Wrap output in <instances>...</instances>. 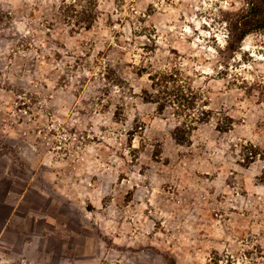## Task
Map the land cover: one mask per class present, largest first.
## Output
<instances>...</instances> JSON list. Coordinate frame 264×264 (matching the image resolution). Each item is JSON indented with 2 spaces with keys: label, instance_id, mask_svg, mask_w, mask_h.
Listing matches in <instances>:
<instances>
[{
  "label": "rangeland",
  "instance_id": "374dc122",
  "mask_svg": "<svg viewBox=\"0 0 264 264\" xmlns=\"http://www.w3.org/2000/svg\"><path fill=\"white\" fill-rule=\"evenodd\" d=\"M241 6L0 0V264H264V99L231 86L264 82V33L228 50ZM172 68L184 114L149 102Z\"/></svg>",
  "mask_w": 264,
  "mask_h": 264
},
{
  "label": "trees",
  "instance_id": "16d2710c",
  "mask_svg": "<svg viewBox=\"0 0 264 264\" xmlns=\"http://www.w3.org/2000/svg\"><path fill=\"white\" fill-rule=\"evenodd\" d=\"M77 2L78 0H73ZM82 1V0H81ZM242 3V6L234 13H230L229 18L225 20L227 31V47L228 50L233 49L234 45H239L246 37L251 34L264 33V0H238ZM75 5L70 4L69 10L75 12ZM87 9L82 8L80 13H83L88 17ZM239 47V46H238ZM230 49V50H231ZM232 52L235 50H231ZM181 73L175 69L169 71L160 72L158 75L150 76V80L153 82V86L162 89L155 98L149 100V102L155 103L158 108L165 105L173 106L176 111L183 113L185 111L194 110L196 108L197 95L188 86L179 84L183 83L180 78ZM239 80L241 86H237ZM231 86L236 89L243 90L245 95H250L253 91H258V100L264 99V82L257 81L253 84H249L245 79H239L236 75L232 77ZM158 92V91H157ZM262 103V102H261ZM209 116L208 112H200L196 118H190V122L204 121ZM226 119L229 120V118ZM228 122H222L218 124L217 129L219 131H226ZM186 127V128H185ZM194 128L192 126H180L176 127L173 133L174 140H187L186 135ZM257 156L264 159V146L261 150L250 147L245 154L246 160H254Z\"/></svg>",
  "mask_w": 264,
  "mask_h": 264
}]
</instances>
